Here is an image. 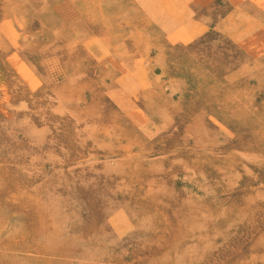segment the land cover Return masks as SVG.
<instances>
[{
    "label": "rangeland",
    "instance_id": "rangeland-1",
    "mask_svg": "<svg viewBox=\"0 0 264 264\" xmlns=\"http://www.w3.org/2000/svg\"><path fill=\"white\" fill-rule=\"evenodd\" d=\"M0 264H264V0H0Z\"/></svg>",
    "mask_w": 264,
    "mask_h": 264
},
{
    "label": "bare ground",
    "instance_id": "bare-ground-1",
    "mask_svg": "<svg viewBox=\"0 0 264 264\" xmlns=\"http://www.w3.org/2000/svg\"><path fill=\"white\" fill-rule=\"evenodd\" d=\"M176 36H177V35H176ZM176 36H175V37H176ZM169 37H170V36H169ZM189 37H190V36H189ZM166 38H167V37H166ZM177 41H178V40H177ZM249 81H250V80H249ZM256 175H257V174H256ZM224 180H225V179H224ZM111 212H112V211H111ZM121 212H123V211H121ZM121 212H120V213H121ZM189 229H190V228H189Z\"/></svg>",
    "mask_w": 264,
    "mask_h": 264
}]
</instances>
